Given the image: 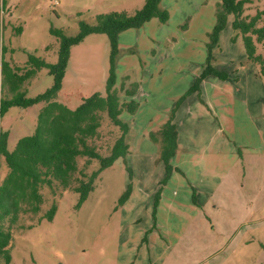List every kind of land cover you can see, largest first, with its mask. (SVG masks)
<instances>
[{"label":"rangeland","instance_id":"rangeland-1","mask_svg":"<svg viewBox=\"0 0 264 264\" xmlns=\"http://www.w3.org/2000/svg\"><path fill=\"white\" fill-rule=\"evenodd\" d=\"M146 1L0 0V98L3 99L6 94L2 89L7 79V74L2 73L3 63L9 64L13 72L17 65L28 66L22 73L30 69L31 57L57 64L59 41L51 34V29L75 36L80 22L94 25L98 16L115 12L134 15ZM220 1L167 0L161 8L170 14L168 24L163 25L156 19L142 28L127 30L118 37L115 88L122 102L133 100L139 104L136 116L124 113L121 120L131 128L127 139L134 157L139 160L137 167L153 176L159 169L158 166H148L156 145L151 141L150 133L167 123L172 113L177 124V114L190 98L197 99L199 106L204 104L203 82L198 92L185 99L184 96L207 67L208 45L211 44L209 35L217 23L216 9ZM249 1L244 6L243 19L249 22L259 15L256 26L264 28V0ZM234 21L233 15L228 16L226 27L212 50L211 66L226 74L239 61H250L244 35L234 29ZM248 36L252 37L256 56L262 58L261 62H250L257 65L264 86V41L258 42L255 35ZM47 47H51L49 51H46ZM188 51H196L197 59L200 54L206 55L198 77L191 84H188L191 79L186 76L195 71L196 65H187L191 60ZM71 52L73 58L68 64L57 101L76 110L83 99L96 93L105 94L110 75L111 47L106 35H91L73 47ZM159 65H163V74L157 73ZM178 74L182 76L177 80ZM53 83L54 78L49 71L42 69L27 81L20 92L26 99H35L50 90ZM132 84H138L139 89L135 97L129 98L121 89ZM44 105L12 107L3 115L0 113V134H7L9 151H13L22 138L34 134ZM241 117L244 115L240 109L235 119L236 137L231 135L238 145L250 139L253 132H241L244 127L239 121ZM207 118L199 113L195 124ZM104 121L103 131L108 135L107 132L113 129L108 118ZM111 137L113 134L105 136L104 141L108 142ZM254 141L258 142L256 135ZM253 147L237 151L238 160L232 159L225 168L229 172L226 179L229 189L225 187L222 196H217L218 203L214 204L213 210L206 212V219H195L188 225L182 224L179 219L180 225L178 221L176 226L168 223L161 226L157 222V210L171 178L165 180V168L158 184L153 177L148 179L145 186L139 187L133 201L129 198L124 205H120L130 185L133 190L134 172L137 173L135 163L129 158L126 165L118 162L103 171L93 192L82 204L79 194L73 191L62 193L58 190L55 194L44 186L41 189L43 205L38 214L22 212L14 226L9 220L3 222L6 229L13 228L11 264H133L141 259V245L146 246L143 254H150L149 264H264V124L262 139ZM89 168L90 173L97 171L99 161H94ZM8 173L5 158L0 154V189ZM53 205L56 206L54 219L38 224ZM164 231L181 232L178 242L170 236L169 247L162 246L159 235L153 232L162 235ZM147 237L148 240L139 246L141 238ZM162 237L166 240V236ZM0 264H4L1 257Z\"/></svg>","mask_w":264,"mask_h":264},{"label":"trees","instance_id":"trees-1","mask_svg":"<svg viewBox=\"0 0 264 264\" xmlns=\"http://www.w3.org/2000/svg\"><path fill=\"white\" fill-rule=\"evenodd\" d=\"M162 0H147L144 7L134 15L128 13H108L98 16L94 25L80 22L79 32L75 36H67L64 31L51 29V34L59 41L58 62L49 64L37 57L29 59L28 71L24 66L17 65L14 72L9 64L2 65V73L7 74L5 96L0 98V113L7 112L12 107L28 108L38 104H45L39 114L36 130L33 135L22 138L13 151L8 150L7 134H0V154L5 158L9 173L0 189V257L4 264H11V245L13 228L22 212L29 211L38 214L41 211L44 197L41 189L47 186L55 194L73 191L79 194L80 203H84L95 188L100 174L112 168L116 163L127 164L130 154L126 142L130 127L121 120L124 113L136 115L139 104L136 101L122 102L116 87L115 56L118 53V37L130 29L142 28L153 19H159L161 24L170 20L168 11L161 8ZM249 0H221L216 9L217 23L209 35L211 44L208 45L209 57L207 67L201 74L193 88L184 99L198 92L200 84L207 77H217L222 81L229 79V75L219 72L211 66L212 50L217 46L219 35L226 27L228 16L233 15L234 29L244 35L248 59L261 62L256 56V48L251 36H256L258 42L264 41V28H257L260 18H252L249 22L243 19L244 6ZM91 35H106L111 47L110 75L106 83L105 94L96 93L83 99L76 110L69 109L57 101L62 89L63 81L71 58L72 48L83 43ZM51 47H47L49 51ZM47 69L54 78L53 86L46 93L35 99H26L21 94L24 85L35 77L37 73ZM8 90V92L6 91ZM139 89L138 84L129 88L123 87L121 92L126 97L133 98ZM183 100V99H182ZM105 118L109 119L113 130L107 132L113 137L108 142L104 137L103 127ZM151 141L158 146L157 162L164 165L166 181L177 171L172 165L178 149V129L174 123V113L158 131L150 133ZM105 152V153H103ZM94 161H99L100 168L90 173L89 167ZM83 162V164H82ZM130 174L132 171L129 167ZM132 186L123 194L120 205H124L130 198ZM27 206L28 208H24ZM56 214L53 205L43 220L52 221ZM9 220L12 225L6 229L3 225ZM37 224V225H38Z\"/></svg>","mask_w":264,"mask_h":264},{"label":"crops","instance_id":"crops-1","mask_svg":"<svg viewBox=\"0 0 264 264\" xmlns=\"http://www.w3.org/2000/svg\"><path fill=\"white\" fill-rule=\"evenodd\" d=\"M166 1L162 0L161 5H166ZM164 8L168 9L167 6ZM154 21L156 19L151 20L148 24ZM188 52L191 60L187 65L189 63L196 65L195 71L190 76H186L191 79L188 82L191 84L192 80L198 77L206 55L205 53L200 54L201 57L197 59L196 51ZM72 58L71 52L70 60ZM159 67L157 73L163 74L164 70L161 69L163 65H159ZM228 75L229 79L226 81L216 78L204 80L202 84V102L204 104L199 106L197 99L190 98L189 102L182 107L181 112L177 114L178 149L172 160L173 167L177 171H174L166 185L164 197L157 210V222L161 226L163 223L176 226L179 220L182 224L188 225L195 219L197 221H202L200 219L202 217L206 219V212L210 209L213 210L214 204L218 203L217 196H222L223 191L229 189L226 184L229 172L225 171V168H228L232 159L238 160V152L253 149V145H257L262 139L264 86L257 65L244 59L239 61L233 70L228 72ZM176 76L178 80L182 75ZM240 109L244 115L239 120L244 125L241 132L248 130L253 132L250 133V139H246L238 145L231 135L236 137L235 119H237V112ZM199 113L208 118L204 119L202 123L195 124ZM254 135L257 136L258 142H253ZM126 142L130 148L128 158L135 163L137 168V173L134 172V186L130 197V201H133L139 193V187L145 186L148 179L153 177L155 183H159L164 176V165L157 162L158 146L155 145L152 162L148 166H158L157 175L153 176L154 174L138 168L139 160L134 157L128 139ZM139 143L137 144L139 145ZM180 221L178 225H180ZM153 233L159 235L160 244L162 243L161 245L165 247H169L167 243L171 241L170 236H174V241L177 243L181 234V232L172 233L170 231L167 233L164 231L162 235L166 236V240H163L160 233ZM147 240L148 237L141 238L139 246ZM145 247L141 245V259L137 262L134 261L133 264L135 262L136 264H149L150 254H143Z\"/></svg>","mask_w":264,"mask_h":264}]
</instances>
